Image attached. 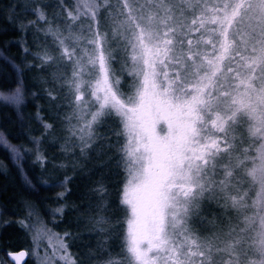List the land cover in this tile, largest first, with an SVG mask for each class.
<instances>
[{
  "label": "snow or ice",
  "instance_id": "obj_1",
  "mask_svg": "<svg viewBox=\"0 0 264 264\" xmlns=\"http://www.w3.org/2000/svg\"><path fill=\"white\" fill-rule=\"evenodd\" d=\"M53 8L55 23L43 4L32 11L46 25L30 22L51 42L34 53L20 46L53 68L54 82L64 74L81 153L115 148L126 173L124 258L102 264H264V0H59ZM8 20L27 32L29 24ZM123 73L131 80L122 83ZM23 98L19 86L5 97ZM10 151L19 165L22 151ZM95 190L106 191L102 182ZM64 237L48 230L33 241L47 238L54 257L77 264ZM25 255L12 259L23 264Z\"/></svg>",
  "mask_w": 264,
  "mask_h": 264
},
{
  "label": "trees",
  "instance_id": "obj_2",
  "mask_svg": "<svg viewBox=\"0 0 264 264\" xmlns=\"http://www.w3.org/2000/svg\"><path fill=\"white\" fill-rule=\"evenodd\" d=\"M58 2L0 0V57L10 58L23 69L19 76L9 62L0 59V91L12 93L19 86L24 97L19 109L0 102V136L8 141L7 146L0 144V264H12L7 253L19 250L29 254L37 250L42 256L50 255L54 264H63L53 256L47 238L33 241L37 232L48 230L60 236L71 234V240L64 239L69 244L68 252L79 264H88L90 257V264L124 258L125 206L120 199L126 173L122 165L117 167L115 163L120 153L115 148L97 151L96 145L85 150L87 155L81 153L79 139L69 131V125L76 123L72 115L74 95L63 82L64 74L58 73L59 82H54L53 68L38 67L41 61L23 52L20 46L23 42L34 53L51 42V37L35 30V26L43 28L46 21H39L32 9L46 5L47 22L55 23L53 17L58 10L53 5ZM66 2L71 4L73 0ZM9 15L29 24L27 32L22 34L15 23H9ZM63 19V15L56 16V20ZM30 22H35V26ZM26 61L33 66L26 67ZM66 75L70 77V71ZM46 124L52 128L46 130ZM109 124L119 127V118L113 116ZM36 139L47 158L44 168L36 161ZM12 145L22 151L24 158L19 165L11 156ZM60 164L65 167H58ZM101 182L106 189L103 194L95 190ZM65 188L68 192L60 199L58 193ZM60 207L62 214L56 211ZM100 216L105 217L106 223H96ZM21 220L27 228L20 225ZM101 227L106 231L101 232ZM31 254L27 264H35Z\"/></svg>",
  "mask_w": 264,
  "mask_h": 264
},
{
  "label": "rangeland",
  "instance_id": "obj_3",
  "mask_svg": "<svg viewBox=\"0 0 264 264\" xmlns=\"http://www.w3.org/2000/svg\"><path fill=\"white\" fill-rule=\"evenodd\" d=\"M0 59L2 60L3 58L0 57ZM115 67H116V71H117V73L119 74V73H120V65L117 64ZM123 79H124V81H125V80L130 81V80H131V77H128L126 73H123V74H122V81H123ZM10 94H11V93L0 91V102H1V103H2V102H6V103H5V105H6L8 102L6 101L5 97L8 96V95H10ZM7 105H10V103H8ZM11 105H13V106H15L17 109H19V105H20V104H19V105L11 104ZM11 156L13 157V154H12ZM205 227H206V226H204V227H200L199 230H200L201 232H204V231H205ZM35 250H36V249H35ZM30 254H31V253H30ZM31 255H32V258L35 260V264H43V261H42L41 258L45 257V255H43V256L40 255L39 252H37V250L34 251ZM47 256H48V255H47ZM48 257H50V255H49ZM111 259H112V258H111ZM87 263H88V264L91 263V257H90V262H87ZM52 264H54V263L52 262ZM77 264H79V263H77Z\"/></svg>",
  "mask_w": 264,
  "mask_h": 264
},
{
  "label": "water",
  "instance_id": "obj_4",
  "mask_svg": "<svg viewBox=\"0 0 264 264\" xmlns=\"http://www.w3.org/2000/svg\"><path fill=\"white\" fill-rule=\"evenodd\" d=\"M25 252L26 255L23 257V264H27L29 260V252L27 250H19V251H13V252H8L7 253V259L12 263V264H17L15 260L12 259V254H18L19 252Z\"/></svg>",
  "mask_w": 264,
  "mask_h": 264
}]
</instances>
